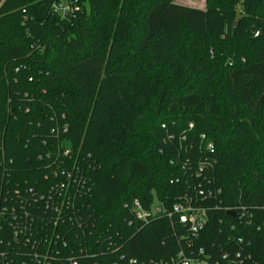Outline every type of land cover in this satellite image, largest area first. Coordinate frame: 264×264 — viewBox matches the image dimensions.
<instances>
[{"label":"trees","instance_id":"trees-1","mask_svg":"<svg viewBox=\"0 0 264 264\" xmlns=\"http://www.w3.org/2000/svg\"><path fill=\"white\" fill-rule=\"evenodd\" d=\"M52 1L0 0V264H264V0Z\"/></svg>","mask_w":264,"mask_h":264},{"label":"built area","instance_id":"built-area-1","mask_svg":"<svg viewBox=\"0 0 264 264\" xmlns=\"http://www.w3.org/2000/svg\"><path fill=\"white\" fill-rule=\"evenodd\" d=\"M78 0H53L50 5V9L53 13H57L60 16H64L66 14H72L75 10L78 9L77 6ZM210 148V145H208ZM132 209L133 214L137 219H140L142 221H146L150 216L154 214H162L165 213L167 217L172 218L175 217L180 223L188 224L189 226V232L191 235H196L197 231L202 229L205 221H206V213L205 209L203 207L199 206H193L190 203V200L185 197L178 200V202H175L171 209L164 210L163 206L159 204L158 202L156 204H153L150 206L149 209H145L142 204L137 200L132 201ZM226 212H234L235 219H242L244 216L246 217V210L244 207H241V209L237 210L239 213H236L237 211L233 207H226ZM3 214L2 211H0V215ZM9 214V213H8ZM259 232L264 237V222L260 226L258 225L256 227ZM240 241V239H239ZM203 251H199V254H202ZM239 253H243V251H236L235 256L236 258L239 257ZM229 254H224L222 258H226ZM244 256H249L248 254H245ZM208 256L205 258H202L200 256H187L184 254L183 251H180L174 258H171L169 262H162L161 264H232V263H222L218 260H215L214 262H210L208 260ZM129 262H133V260H129ZM68 264H80L77 260H69ZM95 264V263H94Z\"/></svg>","mask_w":264,"mask_h":264},{"label":"rangeland","instance_id":"rangeland-1","mask_svg":"<svg viewBox=\"0 0 264 264\" xmlns=\"http://www.w3.org/2000/svg\"><path fill=\"white\" fill-rule=\"evenodd\" d=\"M175 2L199 8H203L205 4V0H175ZM257 33H255V36L257 35Z\"/></svg>","mask_w":264,"mask_h":264},{"label":"water","instance_id":"water-1","mask_svg":"<svg viewBox=\"0 0 264 264\" xmlns=\"http://www.w3.org/2000/svg\"><path fill=\"white\" fill-rule=\"evenodd\" d=\"M236 22H237V20H236ZM258 34H259V32L257 33V35H258ZM228 214L231 215V216H233V217H235L234 212H228Z\"/></svg>","mask_w":264,"mask_h":264}]
</instances>
